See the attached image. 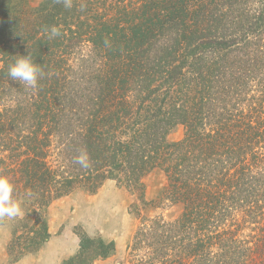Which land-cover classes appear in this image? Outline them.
I'll use <instances>...</instances> for the list:
<instances>
[{
  "label": "trees",
  "instance_id": "trees-1",
  "mask_svg": "<svg viewBox=\"0 0 264 264\" xmlns=\"http://www.w3.org/2000/svg\"><path fill=\"white\" fill-rule=\"evenodd\" d=\"M27 54L36 89L8 77ZM0 175L24 212L0 218L10 264L48 242L53 202L109 181L136 196L124 264H264V0H0ZM169 206L173 221L146 214ZM78 236L62 264L115 251Z\"/></svg>",
  "mask_w": 264,
  "mask_h": 264
},
{
  "label": "rangeland",
  "instance_id": "rangeland-1",
  "mask_svg": "<svg viewBox=\"0 0 264 264\" xmlns=\"http://www.w3.org/2000/svg\"><path fill=\"white\" fill-rule=\"evenodd\" d=\"M24 1L28 7L34 8L42 0ZM182 137L183 128L178 126L169 134L167 142L175 143L180 141ZM165 183L166 179L159 170H154L146 176L143 179L146 200H155ZM134 202H136L135 194L112 181L106 182L93 195L75 191L53 202L45 210V219L50 236L58 235L60 226H69L79 241L78 233L93 239L100 238L106 243L113 241L115 244L114 253L106 260H97L93 264H124L127 258V247L137 227V220L131 212V205ZM180 212L181 208L179 206H169L161 209H148L146 214L148 216L160 215L166 221H173ZM2 230H7L10 236L6 238L2 235V232L4 233ZM10 239V229L6 224H0V264H10L7 256V247ZM36 253L27 255L24 258H32ZM24 258L14 264H26V261L31 259L26 260ZM29 264L37 263L32 259Z\"/></svg>",
  "mask_w": 264,
  "mask_h": 264
},
{
  "label": "clouds",
  "instance_id": "clouds-1",
  "mask_svg": "<svg viewBox=\"0 0 264 264\" xmlns=\"http://www.w3.org/2000/svg\"><path fill=\"white\" fill-rule=\"evenodd\" d=\"M61 2L65 8L72 7V0H61ZM45 32L49 40L61 35L60 29L56 26L46 28ZM43 75L42 68L28 54L18 55V58L8 65V77L28 88L36 89ZM76 162L82 167H88L87 155L82 154ZM13 193V184L6 176L0 175V218L16 219L24 215L21 203L14 198Z\"/></svg>",
  "mask_w": 264,
  "mask_h": 264
},
{
  "label": "crops",
  "instance_id": "crops-1",
  "mask_svg": "<svg viewBox=\"0 0 264 264\" xmlns=\"http://www.w3.org/2000/svg\"><path fill=\"white\" fill-rule=\"evenodd\" d=\"M2 235L6 238L10 236L7 230H2ZM78 238L73 234L71 227L60 226V232L58 235H52L50 240L44 244L42 249L38 251L34 256L24 258L36 261L37 264H62L64 260H67L74 256L78 250ZM26 264H29V261Z\"/></svg>",
  "mask_w": 264,
  "mask_h": 264
}]
</instances>
